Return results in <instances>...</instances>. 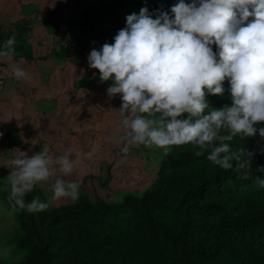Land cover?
<instances>
[{"label": "clouds", "instance_id": "9594fccd", "mask_svg": "<svg viewBox=\"0 0 264 264\" xmlns=\"http://www.w3.org/2000/svg\"><path fill=\"white\" fill-rule=\"evenodd\" d=\"M125 20L113 43L93 47L87 56L99 81L112 82L108 99L120 95L123 131L115 144L122 157L139 145L164 156L174 146L191 145L197 157L207 153L213 165L250 179L257 150L264 155V0H178L169 11L142 7ZM15 44L13 33L0 48V62L17 81L30 80L15 61ZM225 81L231 105L211 107L206 95L223 96ZM257 135L251 150L230 143ZM29 151L16 149L10 162L7 200L13 210L39 213L51 201L76 202L82 182L63 178L74 170L70 154L55 156L46 147L31 156ZM257 171L264 173V167ZM48 181L50 200L37 196L26 203L34 187ZM255 182L264 188V177Z\"/></svg>", "mask_w": 264, "mask_h": 264}, {"label": "trees", "instance_id": "16d2710c", "mask_svg": "<svg viewBox=\"0 0 264 264\" xmlns=\"http://www.w3.org/2000/svg\"><path fill=\"white\" fill-rule=\"evenodd\" d=\"M177 2L109 0L101 19H112L117 34L122 17L132 10L169 11ZM89 14L69 21V26H87L89 32L98 23L90 21ZM29 23L23 19L13 29L0 31V48L15 33V45L31 57L24 47ZM71 46L69 41L52 53L63 57ZM223 86V96L206 95L211 107L231 105L230 85L225 81ZM258 140V135L236 137L230 143L251 150ZM195 151L191 145L172 147L167 156L162 154L149 186L141 194H127L120 203L82 199L39 213L18 210V245L25 257L0 264H264V188L255 182L257 176L264 177L257 171L264 167V155L257 150L251 178L241 180L232 170L213 165L207 153L197 157ZM37 196L44 202L35 186L26 203Z\"/></svg>", "mask_w": 264, "mask_h": 264}, {"label": "rangeland", "instance_id": "374dc122", "mask_svg": "<svg viewBox=\"0 0 264 264\" xmlns=\"http://www.w3.org/2000/svg\"><path fill=\"white\" fill-rule=\"evenodd\" d=\"M108 1L0 0V31L13 29L23 19L31 24L24 38L31 57L26 58L15 45V61L31 79L17 81L10 71H5L8 64L0 62V261L25 257L24 249L18 245V210H13L4 197L10 193L8 175L16 149H31V156L46 147L55 156L67 152L75 161L73 173L63 178L82 182L79 199L51 201L48 209L82 199L120 203L127 194H141L156 176L160 149L139 145L130 149L127 159L120 154L115 144V137L123 131L120 95L108 99L106 90L112 82L101 83L97 70L88 67L91 49L113 43L116 34L112 19H101L103 5ZM87 11L90 21H98L92 30L69 26V21L82 20ZM132 13L138 14L139 10L122 17V28L125 17ZM69 41L73 46L67 55L56 57L52 53L53 48ZM82 100L86 102L82 104ZM9 118V122H2ZM52 183L37 185L44 202L52 196Z\"/></svg>", "mask_w": 264, "mask_h": 264}]
</instances>
